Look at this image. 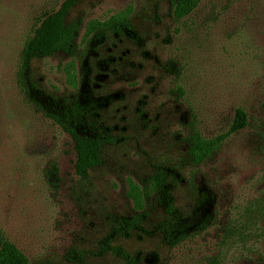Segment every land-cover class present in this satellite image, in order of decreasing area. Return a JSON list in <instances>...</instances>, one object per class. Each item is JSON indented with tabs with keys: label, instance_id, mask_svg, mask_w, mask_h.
<instances>
[{
	"label": "rangeland",
	"instance_id": "374dc122",
	"mask_svg": "<svg viewBox=\"0 0 264 264\" xmlns=\"http://www.w3.org/2000/svg\"><path fill=\"white\" fill-rule=\"evenodd\" d=\"M63 2L0 0V233L31 263L123 264L102 242L122 216L147 212L149 230L165 218L150 179L169 165L183 230L211 213L208 227L173 246L138 231L114 244L140 264H264V0H204L183 19L170 0H81L67 18L81 21L75 54L35 59L29 82L39 102L116 97L103 116L122 142L86 177L72 138L20 82L27 42ZM120 14L139 43L96 37ZM238 109L247 126L233 132ZM193 131L225 136L198 165L187 154ZM203 190L214 202L195 212Z\"/></svg>",
	"mask_w": 264,
	"mask_h": 264
},
{
	"label": "trees",
	"instance_id": "16d2710c",
	"mask_svg": "<svg viewBox=\"0 0 264 264\" xmlns=\"http://www.w3.org/2000/svg\"><path fill=\"white\" fill-rule=\"evenodd\" d=\"M81 0H64L57 11L43 18L36 28L33 37L27 42L22 56L20 70V82L27 95L34 101L45 116L53 120L61 129L67 133L74 142L76 152L75 169L78 175L86 177L91 170L100 167L104 163V149L109 145H117L122 138L117 136L105 123L103 111L112 104L116 97L107 95L94 97L91 93L86 96H76L69 102L57 103L53 99L39 102L31 96L30 69L35 59L64 53L72 56L76 51V41L81 30V21L76 20L67 23L71 10ZM204 0H170L171 11L176 19L189 16ZM103 29L96 37H101L107 31L116 36L127 37L139 43V33L126 15L120 14L103 24ZM247 126V114L242 109L236 112L232 124V131L237 132ZM225 136L215 138H204L199 131L191 132L187 140V154L194 164L204 163L220 146ZM175 168L169 165L155 167L151 177V190L155 194L158 205L162 208L165 218L157 222L152 229L146 227L147 212H138L131 216L118 218L113 231L108 234L102 242L101 250L110 252L123 259V264H140V254H132L122 246L114 244L116 237H129L133 232L148 234H161L165 243L176 245L193 232L206 229L212 220L211 213L205 215L191 229L183 230L185 217L181 209L176 205L175 189L180 181ZM214 202V194L209 190L200 193L195 212L209 207ZM81 254L71 252L69 256L81 258ZM0 264H35L31 263L27 256L10 243L0 233Z\"/></svg>",
	"mask_w": 264,
	"mask_h": 264
}]
</instances>
